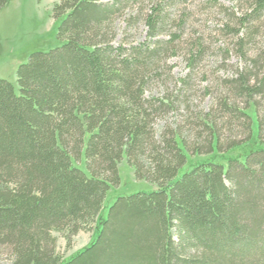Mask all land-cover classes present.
<instances>
[{"label":"trees","instance_id":"trees-1","mask_svg":"<svg viewBox=\"0 0 264 264\" xmlns=\"http://www.w3.org/2000/svg\"><path fill=\"white\" fill-rule=\"evenodd\" d=\"M10 2L0 0V10ZM183 2L56 0L60 46L32 54L18 88L0 79V251L8 264H264V41L255 59L247 50L264 0H246L231 31L259 72L226 79L229 90L199 112L190 75L173 80L167 63L184 41L187 19L172 18ZM121 18L128 28L143 22L146 38L116 44ZM188 47L194 69L205 50ZM158 82L166 94L148 96ZM170 111L185 112L195 141L181 121L157 130ZM124 156L136 180L156 188L117 197L96 238L61 261L56 233L70 244L100 216ZM191 156L204 157L192 164Z\"/></svg>","mask_w":264,"mask_h":264},{"label":"rangeland","instance_id":"rangeland-1","mask_svg":"<svg viewBox=\"0 0 264 264\" xmlns=\"http://www.w3.org/2000/svg\"><path fill=\"white\" fill-rule=\"evenodd\" d=\"M55 4L56 0H11L0 10V79L7 80L18 88L19 67L27 63L32 54L48 52L60 46L61 42L57 33L61 19L55 17ZM246 7V0H184L180 6L173 8L176 15L172 18H186L187 24L182 37L184 41L179 44L178 54L168 58L167 63L174 77L173 80L177 81L179 78H187L190 75L193 112H199L201 108L207 110L213 105V98L217 96V93L229 90L224 83L226 79L235 77L240 72L252 75L259 72L256 62L253 63L243 57L236 45L235 36L231 34V31L235 32L240 27L233 14L235 17L240 16ZM184 9L185 12L182 14ZM263 22L264 18L260 22H252L255 27L256 41L247 49L248 56L252 59L256 58L257 50L261 48L259 41L262 43L264 41ZM116 28V44L122 41L141 42L146 38L147 27L143 22H139L134 28H128L121 18L117 21ZM171 31L179 32L174 26ZM193 41L200 42L205 50L194 69L189 66L188 60V46ZM208 87L211 95L205 91ZM147 94L148 96L166 94V85L163 82L155 83L149 88ZM256 99L262 101L263 97L257 96ZM184 113V111L182 113L170 111L164 118L158 120L157 130L168 126L178 127L177 124L181 121V128L187 135H191L192 143L195 141L196 134L192 127L184 124L185 117L181 116ZM236 127L238 128L239 125ZM254 128L257 130L255 116ZM202 157L204 156H191L189 160L194 164ZM77 164L81 170L86 171L83 161ZM119 175L120 184L117 187H111L100 216L87 229L70 237V244L65 234L56 233L57 252L61 261H67L96 238L98 219L107 216L109 207L117 197L156 188L155 185L136 180L134 170L128 165L125 156L119 165ZM0 263H9V257L3 251H0Z\"/></svg>","mask_w":264,"mask_h":264}]
</instances>
